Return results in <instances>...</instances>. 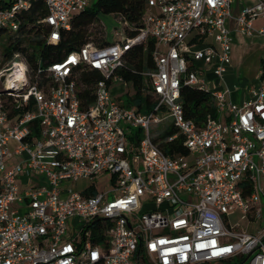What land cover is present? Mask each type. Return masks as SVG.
<instances>
[{
  "label": "built area",
  "instance_id": "built-area-1",
  "mask_svg": "<svg viewBox=\"0 0 264 264\" xmlns=\"http://www.w3.org/2000/svg\"><path fill=\"white\" fill-rule=\"evenodd\" d=\"M37 1L44 13L27 24ZM90 3L0 0V43L33 27L56 42ZM232 3L145 0L134 36L119 17L114 39H90L34 74L19 50L0 64V264H264V67L250 97L227 99ZM258 16L264 0L241 8L238 30L251 35ZM149 38L154 68L141 74L155 104L142 113L114 99L110 85L123 80L127 52ZM90 70L103 77L83 106L78 78ZM182 83L209 92L221 118L200 125L186 118ZM29 102L34 110L9 117L8 104L18 110ZM36 118L38 137L30 129ZM165 121L177 130L165 141L182 136L186 154L160 149V131L151 128ZM102 175L110 177L106 190L72 186ZM68 219L77 223L69 228Z\"/></svg>",
  "mask_w": 264,
  "mask_h": 264
},
{
  "label": "trees",
  "instance_id": "trees-1",
  "mask_svg": "<svg viewBox=\"0 0 264 264\" xmlns=\"http://www.w3.org/2000/svg\"><path fill=\"white\" fill-rule=\"evenodd\" d=\"M144 8L145 0H95L86 9L75 13L71 17L70 28L60 30V38L58 41L46 43L45 39L41 36L40 28L33 27L23 36L7 38L2 44L3 55L7 60L13 51H22L26 54L31 72L34 74L38 66L45 68L48 64L61 60L69 51L78 49L88 40L92 39L95 41V34L93 35L89 30L91 26H95L98 29V38L102 39L106 32L98 18L99 13L118 15L125 23L124 28L128 36L136 35L141 27ZM43 13L44 6L42 2H34L26 14L25 23L33 22ZM104 43L107 42L104 41ZM155 45L156 42L152 38H149L145 43L135 45L126 54L125 66L118 70V74L122 79L126 82L132 81L135 88L134 94H127L122 105L135 106L142 113L152 111L155 104L154 98L147 92L145 77L141 74L144 70L154 68L152 52ZM38 59L40 60L39 64L37 62ZM261 65L264 67V61L261 62ZM102 77V74L97 70L82 71L79 73L78 80L84 84L79 93L80 98L83 100V106L92 102V84ZM179 99L183 106L185 117L198 125L202 124L208 116L217 118L219 115L211 94L195 86L182 83ZM7 108L10 118L21 114L24 110H34L32 102H29L28 105H23L18 110L11 104H8ZM30 129L31 136L38 137L40 135L38 118L30 123ZM176 132L175 126L168 124L155 138L163 153L167 155L187 153L185 147L182 145V136L177 135L173 140L165 141L167 136H172ZM141 135V129L137 128L134 131V138L140 139Z\"/></svg>",
  "mask_w": 264,
  "mask_h": 264
},
{
  "label": "crops",
  "instance_id": "crops-1",
  "mask_svg": "<svg viewBox=\"0 0 264 264\" xmlns=\"http://www.w3.org/2000/svg\"><path fill=\"white\" fill-rule=\"evenodd\" d=\"M254 0H233L231 16L226 20V26L230 30L232 43L230 63L225 72L227 86V99L240 103L251 96L250 89L259 84L264 61V35L257 31L264 26V16H258L251 22L252 34L246 35L238 30L236 16L245 5L253 4ZM213 75L207 72V78L212 79ZM10 147L15 145L14 141L9 142Z\"/></svg>",
  "mask_w": 264,
  "mask_h": 264
},
{
  "label": "rangeland",
  "instance_id": "rangeland-1",
  "mask_svg": "<svg viewBox=\"0 0 264 264\" xmlns=\"http://www.w3.org/2000/svg\"><path fill=\"white\" fill-rule=\"evenodd\" d=\"M95 0H91V2H93ZM234 5H232L233 8ZM98 18L100 20V22L103 24L104 30L106 32L105 36L102 39H106L107 40H112L114 39V36L112 35V31L115 27L119 28V30H121L122 28V22L120 21V18L118 15H112V14H105V13H99L98 14ZM89 30L91 31V33H93V35L95 34V42H100L102 41V39L98 38V29L95 26H91L89 28ZM5 32H0V37H4L5 36ZM6 62V59L3 55V45L2 43H0V64H4ZM110 92L111 95L113 96L114 99H116L117 101H119L120 103L123 104V100L127 97V94L132 95L135 92V88L133 86L132 81L126 82L125 80H120L117 82H113L110 85ZM160 117L162 119L166 118L168 116V111L163 110L162 112H160ZM221 113H219V117L221 118ZM166 121L163 123H160L154 127L151 128L152 132H158L161 131L162 129L165 128L166 126ZM137 128L134 129V131ZM89 185H94L95 188L100 191V190H106L108 188H110L111 186V181H110V177L109 175H102L100 177H95V178H81L79 180H77L76 182H74L72 184L73 188L75 190H82L85 187L89 186ZM232 221L233 222H237L240 221L239 220V216L237 214H234L232 216ZM72 223H77V219H68L67 221V225L70 228Z\"/></svg>",
  "mask_w": 264,
  "mask_h": 264
},
{
  "label": "water",
  "instance_id": "water-1",
  "mask_svg": "<svg viewBox=\"0 0 264 264\" xmlns=\"http://www.w3.org/2000/svg\"><path fill=\"white\" fill-rule=\"evenodd\" d=\"M1 80H3V76L1 77Z\"/></svg>",
  "mask_w": 264,
  "mask_h": 264
}]
</instances>
